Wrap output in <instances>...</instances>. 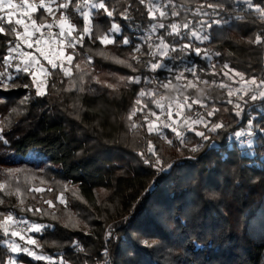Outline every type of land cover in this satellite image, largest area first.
I'll list each match as a JSON object with an SVG mask.
<instances>
[{
	"label": "trees",
	"instance_id": "16d2710c",
	"mask_svg": "<svg viewBox=\"0 0 264 264\" xmlns=\"http://www.w3.org/2000/svg\"><path fill=\"white\" fill-rule=\"evenodd\" d=\"M81 1L71 0L63 10L75 25L76 37L84 29L83 17L76 11ZM106 3L114 10L113 18L94 10L91 36L85 35L82 46L77 43L76 50H70L83 69L74 68L65 76L59 66L48 65L46 94L41 96L36 95L33 76L17 72L19 61L12 60L5 68L9 41L14 47L16 38L7 34L12 25H3L0 70L14 78H2L11 88L0 83V128L8 141H0V184L5 185L0 189V222L12 214L48 226L32 232L35 243L20 237L15 241L56 264L61 260L65 264H264V100L245 97L248 103L243 104L238 99L243 93L236 92L243 82L235 75L243 73L245 80L255 77L258 83L264 79V19L255 11L257 6L264 8V0H251V8L245 0H172L169 15L161 18L157 12L154 21L139 0ZM208 3L222 8L211 16L195 14L200 6L212 13ZM37 8L38 21L51 19ZM125 8L129 20L121 19ZM172 10L179 15L171 16ZM202 19L222 21L203 28L208 36L204 42L190 36V29H201ZM113 21L122 31L114 34V43L102 44L99 37L110 31ZM189 21L190 29H183ZM153 23H164L166 28L152 32ZM172 23L181 25V36L167 34ZM16 27L23 33V26ZM257 35L260 43H255ZM160 36L177 48L169 50L166 58L158 52L150 55L156 52ZM123 37L131 43L125 45ZM188 43L200 48L201 54L179 50ZM137 46L140 51L135 50ZM156 61L165 62L170 71L153 72L150 62ZM193 67L195 74L188 71ZM166 73L173 88L164 86ZM181 73L183 78L177 79ZM129 77H140V83L129 82ZM161 94L179 97L182 103L187 97L193 109L184 103L185 109L192 121L201 114L209 126L222 122L224 128L210 132L203 127L200 131L208 140L185 126L177 136L171 123H156L137 108H142L136 104L140 99L155 110L154 101ZM193 100L204 105L200 114H194L201 104ZM235 103L244 107L239 117ZM213 108L218 111L208 116ZM249 120L255 132L250 148L254 155L246 153L247 142H237L235 137L238 131L249 132ZM149 122L154 128L151 133ZM163 130L181 152L165 162L173 161L171 167L158 171L141 154L154 162L152 152L163 150ZM67 182L76 186L74 193L64 192ZM5 227H0V264H9L12 255L17 264H49L48 259L12 252L5 243L11 237V233L4 235Z\"/></svg>",
	"mask_w": 264,
	"mask_h": 264
},
{
	"label": "snow or ice",
	"instance_id": "6c2138e0",
	"mask_svg": "<svg viewBox=\"0 0 264 264\" xmlns=\"http://www.w3.org/2000/svg\"><path fill=\"white\" fill-rule=\"evenodd\" d=\"M71 3V0H68V2L66 3H62L59 5V8L62 9H67L69 7V4ZM84 3L90 8V9H95L97 11L99 10H103L104 13L106 14L107 17L109 18H113L114 16V10H109V7L106 3V0H84ZM140 4H145L147 9H148V18L149 20H156V13H159V16L161 18H166L169 15V12L167 11V8L170 4H172V0H139ZM245 3H247L249 5V7H252L251 4V0H245ZM25 5L27 6V9H32L34 6L31 4L27 3V0H25ZM23 6V5H21ZM18 7V5L13 3V0H0V13L5 12L6 9H11V10H15ZM40 8H44L49 14L52 13L53 9L51 7H47L44 3V0H40ZM129 7H131V4L129 5ZM203 7L204 6H200L197 8L196 10V15H201V16H211L213 13H217V9L222 8L221 5H217V4H212V3H208L207 4V8L212 9L213 12L209 13L207 11H203ZM76 11L82 15L83 20H84V29L83 32L78 34V37H73L71 41H69L68 46L75 48L76 44L79 43L83 44V39L85 35H88L89 37L91 36V26H90V16L91 13L90 12H86V11H81V5L77 4L76 5ZM255 11H257L258 13H260V18L264 19V8H261L259 6H257L255 8ZM171 16L175 17L179 15V12H177L176 10H172L171 11ZM218 14V13H217ZM21 16H28L29 19L31 20V16L29 15L28 11H25L24 13L21 14ZM62 16V20L68 22V35H71V32L73 30H75V25H72L68 16L65 13L61 14ZM121 19L123 20H129L131 19L130 15H129V10L128 8H125L124 11L121 13ZM222 21L220 19H213L211 21L208 20H200L199 23L201 25V29L197 30V29H190V24L191 21L184 23L182 25L183 29H190V36L194 37L196 40H200L203 41L205 39H207V36L205 35H201V32L203 30V28L205 26H207L208 28H211L213 24H220ZM9 24L12 25V27L10 29L7 30V34L11 35L14 34L15 38H16V42H15V46L12 47L11 46V41H9L8 44V48H7V55L4 56L3 58V63L5 66H10V61L14 58L13 57V53H16L17 56L19 57H23V61L22 63L24 64V67L21 69L20 65L17 64L16 65V70L17 72L19 71H24L26 73H30L33 76V83H36L35 80V72H31L30 70L34 67V66H39L37 68V71H40L41 73L45 74V75H49L50 73L48 72V69L44 68L43 65L40 64V60L38 59V57L36 55L33 54V52H25V51H21V46L22 43L27 45V47L29 49L33 48V42H32V36L36 33L39 32L41 27H44V25H37L35 20H31V24L25 22L24 19L18 17L15 19V21L13 22L12 19V13L8 12L7 16L5 18V16H0V34H5L6 33V29L3 26L4 24ZM16 26H23V33L19 32L17 30ZM48 28H51L52 25L48 24L47 25ZM168 28L171 29V31H169L167 34L169 36H181V25L178 23H172L170 25L167 26ZM166 25L164 23H153L151 25V31L152 32H156L157 29H165ZM31 29V30H30ZM122 31V28L120 25H118L117 23H115L113 21L112 25H111V29L108 33L104 34L103 36L99 37L100 42L102 44H109V43H114L115 42V38H114V34H118ZM60 36H65V28H64V23L60 24ZM112 37L111 39L109 37ZM183 38V37H181ZM159 39V44L156 45V52H151L150 51V55L155 56L156 53L158 52L160 54L161 57H167L168 56V52L169 50L171 51H177V48L173 45H170L168 43H166L165 38L163 36L158 37ZM63 41H61L62 43ZM261 42V37L260 35L256 36V40L255 43H260ZM123 43L125 45L130 44L131 41L128 37H123ZM35 44L37 45L35 51L37 53H39L40 57H43V59L47 60L48 64L51 65V67L53 69L57 68L58 66L60 67L61 71L64 72L65 76H69L70 72L67 68L64 67L63 62H61L59 65L57 64V60L60 59V57H62L64 55L63 50L61 49L59 53H56L55 51L53 52H49L45 47L41 46V40H36ZM151 45H149V48L151 49ZM188 49H193V45L191 43L188 44H183L180 46L179 50L180 51H186ZM136 51H140L139 46L136 47L135 49ZM195 51V53L197 55L201 54V49L196 47L193 49ZM101 55H103V52L100 53ZM206 55V54H205ZM218 55V53H217ZM74 58V55H68L67 56V60L70 63ZM119 63H123V61H117ZM139 62V61H138ZM151 63V68L153 70H156L159 67H162V63L159 61L156 62H150ZM77 67H79V65H77ZM128 67H131V65L129 64ZM225 69H228L229 66L227 64H225L223 66ZM188 71L193 72V74H195V68L193 67L192 69H188ZM230 71H233L230 69ZM225 75H228V73H224ZM181 76L183 75L182 73L180 74ZM236 76H239L241 81L243 82V86L240 89H237L236 92H242L243 95L238 96V99L240 101L243 102V104H247L248 100L245 99V97H249V99L253 102L259 100H264V79H261L259 81V83L257 82V79L255 77H252L250 80H245L244 79V74L240 73V72H235ZM6 76L7 80H12L14 77L11 76V74H6L5 72H0V83H4L5 80L2 79ZM129 82L131 83H140V77H129ZM177 79H180V76H177ZM198 79V78H197ZM44 82L41 81L39 84H37L36 86V95L37 96H41V95H45L46 94V90H42L41 85ZM191 84V82H189ZM204 83H207V81H205ZM214 83V82H213ZM165 87H167V85H164ZM25 87H28V85H25ZM109 87H111V85H109ZM221 87H226V85H221ZM145 95V92L143 90L140 91L139 96L143 97ZM233 95V90L229 89L228 91V96L231 97ZM187 100L188 98L185 97V104L187 105L188 108H191V104H187ZM141 103L140 99L136 100V104L139 105ZM193 104L195 103H201V106H204L202 104L201 101H197V100H193L192 101ZM229 104H233V101L231 99L228 100ZM158 107H163L162 105H160L158 103L157 105ZM234 110H235V114L236 116H241V114L244 112V107L242 106L241 103H235L234 105ZM218 111L217 109L213 108L212 111H209L207 113L208 116H212L214 115V113ZM136 109H133L132 111V115H135ZM153 115H155V113H152ZM169 117H171L172 112L171 110H169L168 112ZM131 118V117H129ZM145 119L147 120V117H145ZM193 123H203L205 128H208V130L210 132H216L219 129L224 128V124L222 122H217V123H212L209 126V123L205 122L202 118H199L195 121H193ZM135 126V125H134ZM166 127L168 125H165ZM248 127H249V135H251V127H252V121L249 120L248 121ZM172 130L174 132H176L177 136H180L181 133L176 131V128L173 127ZM154 131L153 125L151 122L148 123V132L151 133ZM3 129L0 128V141H2L3 143L7 144L8 141L3 137ZM195 135L201 137L203 140H208L209 137L202 131H196ZM242 135H244L243 132H236L235 133V137L237 139H239ZM250 145V142H249ZM200 145H197L195 147H193L191 150L193 152L197 151L199 149ZM151 150V149H150ZM143 155V154H141ZM145 163H151L149 160H145ZM161 165V161L159 158H157L155 164H152L153 167H157L158 171H164L165 169L163 167H160ZM169 167H171V165H169ZM5 187V185L0 184V189H3ZM18 191V189H17ZM61 199V202H63V198L62 196L59 198ZM0 203H2V201H0ZM49 205H51V201L47 202ZM29 211H32V209H28ZM36 212H41V209H36ZM14 217L12 216V214H8L6 216H4V220L2 222H0V227H4L5 224H7L9 221H13ZM16 223H28L27 221H16ZM28 227L31 230H34L36 232H40L43 228H46L48 226L46 225H41V224H37V223H30L28 224ZM9 232L8 229L5 227L4 228V235L8 236ZM19 235L18 232L16 231H12L11 232V236L15 237ZM109 236L111 235V233L108 234ZM21 239H23V237H21ZM32 243H35V241H31ZM145 244H147V241H144ZM7 247L12 251V252H17V251H23L28 253V255L30 256H34L35 259L40 260V259H48L49 260V264H56L55 261H52L51 258L49 257H44V256H38L35 255L33 252H30L27 248H23L21 249L19 245H17L14 241H9L7 243ZM75 247L78 250H81L79 248V245L76 244ZM9 264H13V262L10 260ZM59 264H65V262L63 260H61L59 262Z\"/></svg>",
	"mask_w": 264,
	"mask_h": 264
},
{
	"label": "rangeland",
	"instance_id": "374dc122",
	"mask_svg": "<svg viewBox=\"0 0 264 264\" xmlns=\"http://www.w3.org/2000/svg\"><path fill=\"white\" fill-rule=\"evenodd\" d=\"M66 2H68V0H60V1H56V0H44L45 5L47 7H51L53 9L52 13L49 14L43 8L47 12V14H49V16L51 18V19H48L45 22L38 21L37 20L38 17H36V15H35V13L37 12V9H38L37 6L40 5V0H27V3L28 4H31V5L34 6L32 9H27V6L25 5V0H13V3L16 4V5H18V7L15 10L6 9L5 12H3V13H6L7 14L8 12H11L13 19H16V18L20 17V18L24 19L25 22H27L29 24H31V20H35L36 21V24L38 26L39 25H44V27H41V29H40L39 32H36L32 36L33 48L29 49L27 47V45H25V44L22 43L21 51L33 52V54L36 55L38 57V59L40 60V64L43 65L44 68L47 69V66L50 65V64H48L47 60L43 59V57H40L39 56V53H37L35 51V49L37 47V45L35 44V41L38 40V39L41 40V46L45 47L50 53L53 52V51H55L56 53H59L60 50L62 49L64 55L62 57H60V59L57 60L56 62H57L58 65L61 62H63L64 67L67 68L69 70L70 74H71L73 72V69L74 68H78L80 70L83 69V68L80 65V63H82V62H80V63L75 62V55H74V53L72 51H70V50H76V46H75V48H72V47H69L68 46L69 41H71L73 37H76V35L74 34V31L75 30H73L71 32V35H68V22L63 21L62 20V16L61 15L59 16V14H58L59 5L62 4V3H66ZM21 5H23V6H21ZM80 5H81V11H86V12H90L91 13V16H90V26H91L92 12L95 9H90L84 3V0L81 1ZM63 10L64 9H61V11H63ZM25 11H28L29 15L31 16V20L29 19L28 16H21V14L24 13ZM3 13H1V14H3ZM62 13H65L66 14V12H64V11L61 12V14ZM40 19H43V17L40 16ZM205 20H207V19H205ZM61 23H64V28H65V36H63V37L59 35V33H60V24ZM48 24H51L52 27L51 28H48L47 27ZM23 31H24V29H23ZM201 35L207 36L204 33V29L202 30ZM109 38L111 39L112 37L110 36ZM207 39H208V36H207ZM207 39H205V40H207ZM205 40H203L202 42H204ZM61 41H63V42L61 43ZM24 46H26L28 49L27 48H24ZM12 55L14 57L12 60L19 61L21 63L20 64V67L21 66L24 67V64L22 63L23 57L17 56L16 53H13ZM68 55H74V58H73V60L70 63L67 60V56ZM212 59L213 58L210 56L209 57V61H212ZM12 60L10 61V63L12 62ZM160 62L162 63L163 66L157 68L156 70H153L151 68V70L153 72L157 71L160 68H163V69H165L167 71H170L171 68L168 65H166L165 62H163V61H160ZM77 65H79V67H77ZM38 67L39 66H34L31 69V71L32 72H35L36 85L39 84L41 81L44 82L41 85L42 90H44V87L46 85V78H48L49 75H45V74L41 73L40 71H37V68ZM87 67H89V66H87ZM5 68H8V66H5ZM0 72H2V71L0 70ZM48 72H49V70H48ZM166 74H167L168 77H167L166 83H164V85H167V87H166L167 89L168 88H173L174 85L172 83L171 75H170V73H166ZM228 76H229V74H228ZM231 76L233 77L234 75H231ZM155 78H156V75H155ZM182 78H183V76L180 77V79H182ZM4 83L7 86V88H11L12 87V85H10L7 80H5ZM150 94H152V93H150ZM27 96L29 97V95H27ZM167 96H168L167 94H161V96L154 101V104H155L154 108H155V110L154 109H148L147 108V105L143 101H141L142 108L141 107H137V108L139 109V111H141L142 113H144V115H146L147 117H151V119L154 122H156V123L157 122H160V121H166V122L171 123V125L173 127H175L177 131H178V129H179V131L182 130V129H184L185 127L188 128V129H191V130H196V131H200V130L203 129V127H204V124L203 123H193V121H192L193 118H191L187 114V111L185 109L186 105L184 103L180 102L179 97L170 98L169 96L168 97ZM158 103L160 105H162L163 107H158L157 106ZM195 104H198L197 106H199V104H201V103H195ZM190 109H193V107L191 106ZM200 109H204V108L202 106H201V108H197L196 110H194V114L195 113L200 114ZM169 110H171V112H172L171 117H169V115H168ZM152 113H155V115H153ZM200 116H201V114L199 115L198 118H200ZM198 118H196V119H198ZM197 125H198V127H196ZM166 133L167 132H165V130H163V134H161L163 136V142H164L163 143V150L157 151V153L156 152H152L153 153V160H154V162L151 159H149V157H148V155H146V153H144V154L142 153L143 154L142 155V158L144 160H149L153 164H155L157 158H159L160 161H161L160 167H163L164 169L169 168V165H171V163L173 161H171V163H168V164H166L165 162L168 159H170L171 157H179V155H180L179 154V151L181 152V147L175 148V144L173 143L172 137H170ZM249 142H250V145H249ZM254 144H255V140H253V137L250 140H248L247 143L245 144V146L247 148L246 153L248 155H254V152L250 149ZM173 160H175V159H173ZM75 188H76L75 185H73L70 182H67L64 185V192H67L68 194H71L72 192L74 193L75 192L74 191ZM16 195L19 197L20 196V193L19 192H16ZM59 198H58V200L60 201L61 199H59ZM17 219L18 218H15L14 217V220L13 221H9L6 224V226H7V229L9 231V233H11L12 231H16V232L19 233V235L15 236V237L11 236L10 239H6L5 240V243L7 244L9 241H14L17 245L21 246L20 243H17L15 241L16 238H19V237L20 238L23 237L22 240L25 243H31V241H33L32 232H35V231L34 230H31L28 227V224L33 223V222L29 221V219H26V218H23V220H20L19 219L20 221H27L28 223H22V225L24 227L22 229H18V228H15L14 227L15 221ZM147 242H148V244L151 243L150 241H147ZM25 248L28 249V246H25ZM21 249H23V248H21ZM21 252H23V251H21ZM11 260H12L13 264H17V260H16V256L15 255H12Z\"/></svg>",
	"mask_w": 264,
	"mask_h": 264
},
{
	"label": "built area",
	"instance_id": "2783aa9c",
	"mask_svg": "<svg viewBox=\"0 0 264 264\" xmlns=\"http://www.w3.org/2000/svg\"><path fill=\"white\" fill-rule=\"evenodd\" d=\"M249 132H246L243 136H241L239 139H236L237 142H247L248 140H250L252 137H254L255 132H251L252 134L249 135ZM16 221H20L19 219H17ZM14 224L15 228L18 229H22L24 226L22 225V223H16Z\"/></svg>",
	"mask_w": 264,
	"mask_h": 264
},
{
	"label": "crops",
	"instance_id": "0c3cea01",
	"mask_svg": "<svg viewBox=\"0 0 264 264\" xmlns=\"http://www.w3.org/2000/svg\"><path fill=\"white\" fill-rule=\"evenodd\" d=\"M57 1H60V0H57Z\"/></svg>",
	"mask_w": 264,
	"mask_h": 264
}]
</instances>
